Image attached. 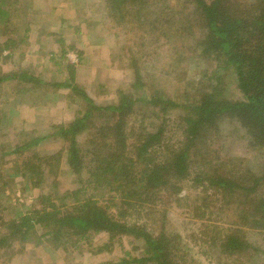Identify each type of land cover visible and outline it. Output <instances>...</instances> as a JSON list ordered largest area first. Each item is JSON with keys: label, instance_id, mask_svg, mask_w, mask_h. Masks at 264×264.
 <instances>
[{"label": "trees", "instance_id": "16d2710c", "mask_svg": "<svg viewBox=\"0 0 264 264\" xmlns=\"http://www.w3.org/2000/svg\"><path fill=\"white\" fill-rule=\"evenodd\" d=\"M126 2L134 13L140 14L144 7L140 0H106L105 11L112 23L125 19L120 11ZM155 2L162 7V0ZM6 3L0 0L2 25L11 20ZM170 5L181 9L178 16H186V7L193 14L172 29L182 41L193 39L191 45L182 46L190 50L188 60H194L199 72L195 84L187 82L192 85V92L185 91L190 94L188 104L183 106L154 89L132 53L128 57L132 92H119L112 105L96 106L76 83L75 65L67 63L60 71L62 78L53 85L67 89L71 103H78L74 119L56 127L68 143L65 166L75 176V186L61 191L55 183L43 184L32 207L8 222L0 221V253L41 239L66 252L93 235L105 234L109 243L127 237L143 251L138 258L125 254L117 262L100 264H188L179 250L178 236L166 229L165 222L167 209L179 202L185 185L193 191L192 200L227 210L225 224L201 231L199 244L208 248L214 244L234 261L247 256L248 264L256 259L264 264V246L248 243L249 230H261L258 234L264 236V0H172ZM172 10L166 11L162 30L148 21V31L167 37L165 26ZM137 18L133 16L134 23ZM138 23L143 25L141 19ZM15 43L4 42L3 50L10 54ZM185 60L177 56L174 65L170 61L165 77L179 83L173 70ZM4 78L33 86L42 83L23 73ZM178 109L183 115L175 124L168 114ZM83 134L81 147L77 136ZM222 138L246 149L245 154L235 155L229 147L224 152ZM40 141L13 145L10 153L1 156L20 158L23 182L32 188L43 178L54 177L62 158L61 151L50 157L37 155L34 148ZM198 189H202L200 196ZM200 209L194 205V215ZM148 221L158 224L149 230Z\"/></svg>", "mask_w": 264, "mask_h": 264}, {"label": "rangeland", "instance_id": "374dc122", "mask_svg": "<svg viewBox=\"0 0 264 264\" xmlns=\"http://www.w3.org/2000/svg\"><path fill=\"white\" fill-rule=\"evenodd\" d=\"M155 1L140 0L141 6H144L140 14L134 13L130 3L126 2L125 10L120 11L125 19L115 21V24L107 18L106 0H7L6 9L12 11L11 20L7 24H0V221L8 222L32 207L43 184L55 183L61 191L71 190L75 186V176L68 174L65 166L68 143L59 137L56 127L74 119L78 103H71L67 89L53 85L62 78L60 71L67 63L75 65L76 83L96 106L112 105L116 103L119 92H132L130 85L134 77L130 70L132 65H128V57L132 53L137 67L147 74V81L151 79L154 89L166 92L183 106L188 104L190 94L185 91L192 92V85L188 86L187 82L192 84L194 81L195 84L199 80V72L194 60H188L192 57L190 50L182 46L191 45L193 39L187 37L182 41L174 35L173 30L180 26L178 22L182 18L191 19L193 14L186 7V16H178L181 9L170 5L172 0H162V7L156 5ZM171 7L173 14L169 20L172 22L168 20L165 26L167 37H158L157 33L148 31V21L149 24L157 23L160 30L163 29L162 20ZM133 16H137L138 21L141 19L143 25L138 21L134 23ZM187 33L186 29L184 34ZM4 38L8 42H16L10 54L8 50H3ZM177 56L186 59L183 66L173 70L179 83L164 74L167 65L170 61L174 65ZM20 73L39 79L42 83L33 86L26 82L19 83L17 79L4 78ZM227 83L228 90H231V84L229 81ZM181 115L182 109L173 110L168 114V119L176 124ZM84 138V134L77 136L81 147ZM36 139H42L34 148L37 155L50 157L61 151L62 158L58 169L53 171L56 175L46 180L43 178L37 188H32L24 183L21 176L20 158L12 154L1 156L10 153L13 145L33 143ZM221 143L224 152H229L227 147L235 155L246 152L232 140L222 138ZM2 184L6 187H2ZM182 188L178 195L179 202L167 209L165 222L166 229L178 236L179 250L186 254L188 264H248L247 256L234 261L221 254L214 244L209 246L215 249L199 244L201 231L225 224L227 210L217 211L212 208L213 205L203 206L206 203L201 200H192L193 191L189 186L183 185ZM197 191L200 196L202 189ZM194 205L201 207L196 215L192 211ZM133 220L129 218V221ZM153 224L158 223L148 221L149 230ZM259 232L262 231L249 230L248 243L264 246V236ZM37 236H40L39 231ZM219 237L223 235L219 234ZM44 241L41 239L39 243L26 244L24 248L20 245L4 248L0 253V264H100L117 262L119 258L126 257L125 254L138 258L143 251L142 246L136 247L127 237L115 238L109 243L105 234L93 235L86 243H80L77 248L67 249L66 252L55 250ZM217 249L216 253L214 250ZM249 254L254 256L252 250ZM251 264H260V261L256 259Z\"/></svg>", "mask_w": 264, "mask_h": 264}]
</instances>
